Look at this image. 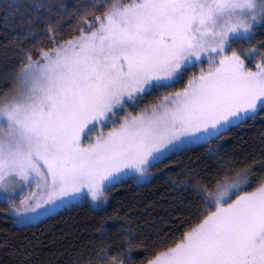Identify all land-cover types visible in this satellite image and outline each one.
Segmentation results:
<instances>
[{"label":"snow or ice","instance_id":"snow-or-ice-1","mask_svg":"<svg viewBox=\"0 0 264 264\" xmlns=\"http://www.w3.org/2000/svg\"><path fill=\"white\" fill-rule=\"evenodd\" d=\"M2 7L26 28L0 87V204L13 225L86 204L104 224L71 264H264V159L223 150L234 129L264 122V0ZM157 174L188 215L149 241L108 208L117 188ZM33 252L14 249L18 264Z\"/></svg>","mask_w":264,"mask_h":264},{"label":"trees","instance_id":"trees-1","mask_svg":"<svg viewBox=\"0 0 264 264\" xmlns=\"http://www.w3.org/2000/svg\"><path fill=\"white\" fill-rule=\"evenodd\" d=\"M7 2L10 0H0V87L3 86L4 76L15 69L18 60L16 51L20 46L18 38H23L26 32L19 16L15 19L6 17L2 5ZM63 2L71 9L86 0ZM63 31L71 32L68 24L64 25ZM40 40L46 43L44 37H29L24 40V45L30 47ZM223 150L237 159L254 158L258 165L264 159V122L258 119L252 126L234 129L226 136ZM203 151L198 150L195 154L189 152L180 156L178 161L187 162L188 157L195 159V155ZM177 170L178 165H174L173 171ZM113 197L108 214L115 217L117 213H126L125 220L130 218L132 226L138 227L142 237L149 241L157 240L158 234H164L166 230L175 231L178 228L176 222L184 220L188 215L181 194L160 174L143 187H119ZM5 208L6 205L0 204V264H18L20 257L15 255L14 249L21 246L34 249L28 264H71L78 253L88 254L99 239L97 229L104 224L103 214H98L86 204L69 206L28 226L13 225ZM118 223L108 220L107 227L115 228Z\"/></svg>","mask_w":264,"mask_h":264},{"label":"rangeland","instance_id":"rangeland-1","mask_svg":"<svg viewBox=\"0 0 264 264\" xmlns=\"http://www.w3.org/2000/svg\"><path fill=\"white\" fill-rule=\"evenodd\" d=\"M206 66H207V65L205 64V67H206ZM61 210H62V209H61ZM7 214H8V213H7ZM8 215H9V214H8ZM9 216H10V215H9ZM46 217H47V216H46ZM43 218H45V217H41L40 220L43 219ZM38 221H39V220H38ZM38 221H34V222H32L31 224L36 223V222H38ZM17 226H22V225H17Z\"/></svg>","mask_w":264,"mask_h":264}]
</instances>
